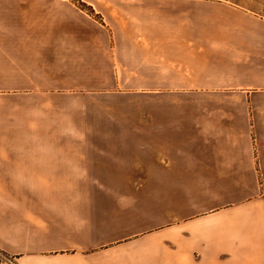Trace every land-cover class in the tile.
<instances>
[{
  "label": "crops",
  "instance_id": "obj_1",
  "mask_svg": "<svg viewBox=\"0 0 264 264\" xmlns=\"http://www.w3.org/2000/svg\"><path fill=\"white\" fill-rule=\"evenodd\" d=\"M263 13L256 0H0V252L264 264ZM106 57H127L160 100L93 116Z\"/></svg>",
  "mask_w": 264,
  "mask_h": 264
},
{
  "label": "rangeland",
  "instance_id": "obj_2",
  "mask_svg": "<svg viewBox=\"0 0 264 264\" xmlns=\"http://www.w3.org/2000/svg\"><path fill=\"white\" fill-rule=\"evenodd\" d=\"M243 1V0H232ZM264 7V1L256 0ZM264 14V13H263ZM104 74L111 75V77L104 78L105 93L102 100L97 99L98 109L89 111L93 116L113 117V116H128L129 113L134 112L133 107H142L144 102L159 101L158 94H153L148 91L145 79L143 77H131L130 68L128 66L127 57H121V64L118 66L114 63L111 57L104 59ZM113 63V64H112ZM129 71V72H128ZM115 72H119V77L115 76ZM158 79H152V81ZM111 86V87H109ZM162 100L164 101H186L190 100L181 95H168ZM101 104V108L99 107ZM137 105V106H133Z\"/></svg>",
  "mask_w": 264,
  "mask_h": 264
},
{
  "label": "built area",
  "instance_id": "obj_3",
  "mask_svg": "<svg viewBox=\"0 0 264 264\" xmlns=\"http://www.w3.org/2000/svg\"><path fill=\"white\" fill-rule=\"evenodd\" d=\"M0 264H16L14 259L0 252Z\"/></svg>",
  "mask_w": 264,
  "mask_h": 264
}]
</instances>
